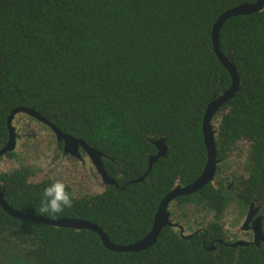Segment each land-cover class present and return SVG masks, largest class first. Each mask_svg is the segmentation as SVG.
Here are the masks:
<instances>
[{"label": "trees", "instance_id": "16d2710c", "mask_svg": "<svg viewBox=\"0 0 264 264\" xmlns=\"http://www.w3.org/2000/svg\"><path fill=\"white\" fill-rule=\"evenodd\" d=\"M255 1L0 0V147L7 116L29 108L103 153L118 185L85 200L65 185L70 205L49 213L41 211L44 192L56 181L32 183L24 166L0 168L5 201L22 213L88 220L114 244L142 239L162 199L206 164L203 116L231 85L212 48V26L225 11ZM219 47L239 74V89L211 118L216 157L244 155L245 162L240 173H217L177 198L183 217L188 203L214 214L203 232L184 238L165 226L145 250L112 252L90 230L23 221L0 208V264H264L263 248L206 249L224 236L218 216L230 201L240 215L252 200L264 213V8L228 19ZM158 140L165 156L147 172Z\"/></svg>", "mask_w": 264, "mask_h": 264}, {"label": "flooded vegetation", "instance_id": "af4514ba", "mask_svg": "<svg viewBox=\"0 0 264 264\" xmlns=\"http://www.w3.org/2000/svg\"><path fill=\"white\" fill-rule=\"evenodd\" d=\"M10 114L6 118L7 140L0 147V150L8 144L10 136L13 138V143L9 145V150L6 153L0 155V168L2 170L19 169L21 166L28 167L29 170H32L28 176L29 181L32 183L62 182L68 187L71 197L77 200L89 199L95 194L104 192L110 186L105 183L90 157L80 145L77 148L65 145L63 138L57 132L59 128L54 124L55 129L29 114L21 112L14 113L12 116ZM71 152L76 155L71 154ZM104 157L105 155L101 160L105 168ZM217 161L213 181L216 180L217 173L223 179L226 176H234L240 173L245 162V156L242 155L241 160H237L232 155L227 160L226 158H217ZM239 162H241L240 166H238ZM229 165L230 168H226ZM224 181L227 190L231 191L233 186L231 177ZM177 198L172 199L167 206L171 227L177 228L179 233L184 234L182 235L184 238L191 237L193 233L203 232L214 214L206 210L200 211L188 203L183 205L184 209L189 208L183 217L181 210L177 208ZM228 204L226 209L221 212V216H218L221 219L220 223L223 226L224 236L221 239L212 240L209 246L213 244L212 247L215 250L217 243L237 247L241 245L232 246L231 244L245 242L248 245L243 247L255 246L264 249V213L261 210V203L252 200L245 211H242V215L237 209L238 202L232 200ZM195 217L197 218L195 222L197 225L194 224ZM256 220H259L258 223ZM256 236H258L257 242H255ZM203 237H206V234Z\"/></svg>", "mask_w": 264, "mask_h": 264}, {"label": "water", "instance_id": "95a60500", "mask_svg": "<svg viewBox=\"0 0 264 264\" xmlns=\"http://www.w3.org/2000/svg\"><path fill=\"white\" fill-rule=\"evenodd\" d=\"M264 8V0H256L253 3H243L237 5L224 13H222L214 22L211 31V43L213 51L219 60V62L226 68L229 72L231 77V85L230 87L225 90L221 95L213 99L208 105L205 110L203 120H202V135H203V142L206 149V164L202 171V173L191 183L184 185V186H176L170 193H168L160 202L157 211L153 218V223L151 230L140 240L128 244V245H118L110 242L107 235L99 228L97 225L93 224L92 222L84 219L79 218H48L43 216H36L32 214L22 213L14 208H12L4 199V189L0 187V208L7 213L9 216L33 223L50 225L55 227H65V228H72V229H85L90 230L96 233L102 245L112 251V252H138L141 250H145L155 244L161 230L165 226H171V222L169 221V212L167 211L168 203L174 199L175 197L179 196H186L193 194L200 189H202L205 185L213 181L214 174H215V167L217 164V155H216V146H215V136L214 131L211 127V118L216 112V110L223 106L226 102H228L238 91L239 89V74L233 65V63L223 55L219 47V31L222 25L231 17L235 16H243V15H251L257 12L262 11ZM26 113L29 114L38 120L47 123L50 127L55 129V126L47 121L43 116H41L36 111L29 109V108H17L13 110L10 114L12 116L14 113ZM9 116V117H10ZM60 136L63 138L65 145H69L71 148H77L80 145L87 155L90 157L92 163L95 165L97 172L102 176L105 183L109 185H113L117 187V183L111 177L108 176L104 165L102 163L101 158L104 156L103 153L95 150L94 148L88 146L82 139H78L63 133L61 130L58 129L57 131ZM57 133V135H58ZM12 136L9 137L8 144L0 150V155L6 153L9 150V145L13 143ZM155 148L157 149V153L149 158L148 170H150L153 162H155L158 158L165 156L166 147L164 145V140H158L156 142H152ZM71 154H75L71 152ZM76 155V154H75ZM143 174L138 179L131 181L130 183L140 182L143 181L146 174ZM259 220H256L258 223ZM180 235H182L180 233ZM187 236L185 238H189ZM258 236L255 237V242H257ZM221 242V241H218ZM232 246L241 245L246 246L248 243L245 242H236L231 244ZM213 244L206 247L207 250L213 251Z\"/></svg>", "mask_w": 264, "mask_h": 264}, {"label": "clouds", "instance_id": "9594fccd", "mask_svg": "<svg viewBox=\"0 0 264 264\" xmlns=\"http://www.w3.org/2000/svg\"><path fill=\"white\" fill-rule=\"evenodd\" d=\"M46 201L41 211L49 213L61 212L63 207L70 205L71 200L65 185L62 182H54L45 189Z\"/></svg>", "mask_w": 264, "mask_h": 264}]
</instances>
